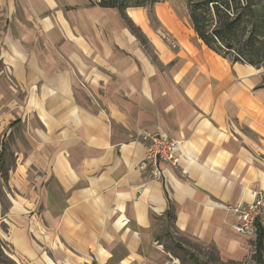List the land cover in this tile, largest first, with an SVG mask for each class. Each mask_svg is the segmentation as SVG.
Instances as JSON below:
<instances>
[{
  "label": "crops",
  "instance_id": "0c3cea01",
  "mask_svg": "<svg viewBox=\"0 0 264 264\" xmlns=\"http://www.w3.org/2000/svg\"><path fill=\"white\" fill-rule=\"evenodd\" d=\"M124 13L94 0H0V61L24 98L20 155L51 262L168 264L157 240L168 212L178 236L243 255L230 208L264 194V62L232 64L197 38L170 51L140 8ZM139 131L182 142L159 180L134 169Z\"/></svg>",
  "mask_w": 264,
  "mask_h": 264
},
{
  "label": "rangeland",
  "instance_id": "374dc122",
  "mask_svg": "<svg viewBox=\"0 0 264 264\" xmlns=\"http://www.w3.org/2000/svg\"><path fill=\"white\" fill-rule=\"evenodd\" d=\"M140 9L148 21L150 19L154 32L152 36L170 51H178L182 43L197 40L192 34L185 0H163L151 9V18L148 15L149 8ZM169 29H180L183 39L179 40ZM153 49L147 47L149 55H153ZM6 69L0 61V264H53L51 261L56 263V260L51 254L49 226H41L42 210L35 203L38 200L35 179L33 175L27 174L26 160L20 155V152L24 154V127L20 122L22 113L19 101L24 98ZM21 168L26 171L25 175L17 174ZM14 202H21V209L13 211ZM28 204L31 206L28 207ZM261 212L264 214V207ZM165 232H169L172 240L164 236ZM158 238L168 264H195L189 258L190 254L202 264H255L253 239L243 238L247 250L243 255L224 257L216 247L178 236L168 223ZM62 261L63 263L58 261V264H69ZM91 262L96 264L95 261Z\"/></svg>",
  "mask_w": 264,
  "mask_h": 264
},
{
  "label": "trees",
  "instance_id": "16d2710c",
  "mask_svg": "<svg viewBox=\"0 0 264 264\" xmlns=\"http://www.w3.org/2000/svg\"><path fill=\"white\" fill-rule=\"evenodd\" d=\"M162 1L94 0V3L101 8L117 9L124 18L127 8H149L148 15L151 18V9ZM185 2L190 27L196 38L209 50L232 64H246L255 68L263 65L264 0H185ZM166 218L169 227L172 228L174 218L172 213L168 212ZM255 224L257 236L253 242V261L255 264H264V227L259 218ZM164 236L172 240L169 232H165ZM189 258L195 264H202L193 254H190Z\"/></svg>",
  "mask_w": 264,
  "mask_h": 264
},
{
  "label": "built area",
  "instance_id": "2783aa9c",
  "mask_svg": "<svg viewBox=\"0 0 264 264\" xmlns=\"http://www.w3.org/2000/svg\"><path fill=\"white\" fill-rule=\"evenodd\" d=\"M137 139L143 143L144 155L137 162L134 169L145 173L153 180H159L163 170L160 164H169L176 167L179 163V152L182 145L181 141L172 139L161 133H150L139 131ZM264 207V194H255L252 203L248 205L238 204L230 208L236 215L237 222L233 230L240 236L255 240L257 236L256 220L261 215Z\"/></svg>",
  "mask_w": 264,
  "mask_h": 264
}]
</instances>
